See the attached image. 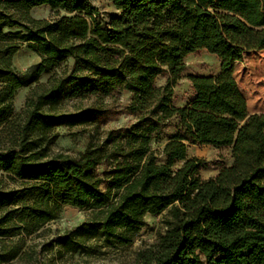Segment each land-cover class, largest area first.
Returning a JSON list of instances; mask_svg holds the SVG:
<instances>
[{
	"label": "trees",
	"instance_id": "obj_1",
	"mask_svg": "<svg viewBox=\"0 0 264 264\" xmlns=\"http://www.w3.org/2000/svg\"><path fill=\"white\" fill-rule=\"evenodd\" d=\"M111 1L119 14L103 26L92 0H0V264L26 256L64 206L87 218L46 249L130 246L148 215H162L163 230L132 264H264V165L250 172L241 159L229 191L206 186L211 162L190 154L197 135L187 106L174 103L189 55L205 50L226 69L264 43V0ZM42 5L50 18L32 15ZM25 45L41 58L30 73L14 62ZM187 78L194 100L217 89L214 75ZM33 84L16 112L17 92ZM124 112L136 120L102 130ZM60 126L90 129L85 150L54 152ZM256 135L263 114L248 118L238 143Z\"/></svg>",
	"mask_w": 264,
	"mask_h": 264
},
{
	"label": "rangeland",
	"instance_id": "obj_2",
	"mask_svg": "<svg viewBox=\"0 0 264 264\" xmlns=\"http://www.w3.org/2000/svg\"><path fill=\"white\" fill-rule=\"evenodd\" d=\"M100 9L99 22L107 26L111 19L119 14L111 0H92ZM32 15L37 18H50L53 11L48 5L35 7ZM41 58L28 46L15 55L14 62L23 73H30ZM187 71L175 86L174 103L177 106H187L188 120L196 132V139L190 144L191 155L203 157L211 164L201 172L207 181L206 186H214L221 191H229L232 166L235 162L245 159L249 171H254L264 165V137L256 135L250 140L238 143V135L248 118L254 114L264 115V43L256 50L246 53L243 61H237L229 68L223 69L221 60L207 51L191 54L187 57ZM72 64V60L69 61ZM65 65V64H64ZM214 75L217 89L209 100H194L195 94L187 75ZM49 74L43 75L40 82H46ZM168 76L160 77L159 85L166 83ZM30 85L21 88L15 97L14 108L20 112L24 106ZM120 107L125 110L131 94H117ZM111 100V98H107ZM92 101H84L88 105ZM73 103L67 102L68 107ZM136 117L124 112L113 117L102 127L103 131L111 128L126 127L132 124ZM61 136L53 146L54 152L65 151L78 153L85 150L90 136L83 127H58ZM170 132L174 129H170ZM161 147V146H158ZM164 160L163 156H159ZM88 212L72 206H64L60 216L47 224L42 232L29 238L28 254L12 264H132L136 252L146 243L154 242L163 230L162 215L146 217L147 227L136 241L126 247H105L99 252L89 255L81 252L60 250L58 246L46 249V244L66 229L80 224L87 218Z\"/></svg>",
	"mask_w": 264,
	"mask_h": 264
}]
</instances>
